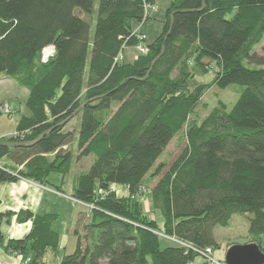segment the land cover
<instances>
[{"label": "trees", "instance_id": "1", "mask_svg": "<svg viewBox=\"0 0 264 264\" xmlns=\"http://www.w3.org/2000/svg\"><path fill=\"white\" fill-rule=\"evenodd\" d=\"M156 2L0 0V77L27 92L14 134L0 139V162L14 167L0 166V184L26 180L62 194L48 177L94 158L75 176L71 198L85 212L74 252L58 264H192L220 248L214 230L233 217L264 236V58L256 54L264 55V0H170L161 34L143 38L147 52L120 62L138 44L133 23L147 22ZM211 62L213 83L195 84L192 69ZM212 85L243 91L230 110L219 103L192 119ZM73 118L76 131H67ZM178 135L186 145L163 173L157 161ZM160 176L149 202L161 229L139 200ZM10 219L30 228L20 240L0 235L2 250L48 264L58 215L0 212V229ZM159 236L176 242L161 249Z\"/></svg>", "mask_w": 264, "mask_h": 264}, {"label": "rangeland", "instance_id": "2", "mask_svg": "<svg viewBox=\"0 0 264 264\" xmlns=\"http://www.w3.org/2000/svg\"><path fill=\"white\" fill-rule=\"evenodd\" d=\"M170 4V0H157L155 6L149 11V20L144 24L133 23L132 27L134 33L137 35V46L134 48H125L123 49L121 55L119 56L120 62L131 63L133 60L137 58L140 54H145L147 52V48L144 46L143 38H146L145 44H151L156 40V38L161 34L162 23L165 20L166 9ZM97 9V2L95 3V11ZM94 31V22L90 29V36H93ZM264 44V43H263ZM50 54V51H45L43 55ZM256 54L258 57L264 58V55L260 51V47H258ZM53 55V53H52ZM193 82L198 85H210L213 83L214 78L217 73V67L214 62H211L207 65L206 70H203L201 66H195L192 69ZM243 91V87L238 85H230L224 89H220L217 86L212 85L205 95L202 98L200 105H206L208 110H206L205 106L199 107L192 119H197L199 122L203 120L207 115L215 107L219 106V103H223L227 110H230L233 105L236 103L238 98L240 97ZM27 98L26 90L18 87L16 83L12 80L4 79L0 77V139L8 138L12 136L14 133V127L16 120L18 119V114L16 111L23 110L24 101ZM199 105V106H200ZM78 125V120L73 118L66 126L67 131H76ZM186 143L184 139H181V136L178 135L174 138V140L167 146L161 158L157 161V165H164L163 173H165L169 167L176 161L181 152L183 151ZM71 148H69L70 150ZM74 152V148H72ZM75 153V152H74ZM76 153L74 157H76ZM94 158L89 156L87 158H82L80 161L73 162L72 169L69 175L65 178H62L60 174H51L48 177V182L52 186H61V190L63 193L61 195L67 196L69 200H72L74 203L79 205L75 199L71 198L72 194V186L74 183L75 176L79 171H87L91 164L93 163ZM0 166L11 167L9 169L13 170L14 167L7 161L2 160L0 162ZM13 167V168H12ZM83 171V172H84ZM162 173V174H163ZM161 178H157L152 184H150L149 191L145 190L142 195L139 197V200L143 202V207L145 213L150 216L151 219H154L158 228H162L163 218L160 212L152 210L151 204L149 202L150 190L155 186L158 180ZM26 181V180H19ZM32 183L30 181H27ZM34 184V183H32ZM36 185V184H35ZM38 186V185H37ZM40 187V186H39ZM44 188V187H42ZM115 191L118 195L123 194V190L121 187L116 186ZM49 191V190H48ZM50 192H54L50 188ZM52 204L48 201V205L51 209L56 210L60 213V216L55 224L58 226L60 230L65 227L64 218L67 217L71 209L70 207L60 203V201L52 198ZM79 212H85V208L78 206L77 208ZM78 216V215H77ZM77 219H75L73 225H75ZM23 225V224H22ZM74 227V226H73ZM20 227L15 223L14 219H10L8 222L4 221L1 229L3 235L7 237L8 235L15 234L13 232L17 231ZM63 232V231H60ZM63 235V233H61ZM214 238L217 244H219L220 248L213 251V253L209 254L205 257L202 255L199 256L193 264H221L219 260H224L225 252L228 248L233 245H247V244H255L260 245L264 249V236L259 238L251 237L247 232V223L244 220L239 219V217H233L228 228H215L214 230ZM173 239H167L163 236H159L160 248H165L167 246H171L175 243ZM92 246V244H91ZM76 247V236L71 234L66 243V250L62 249L57 251L56 260L53 258L51 252L46 255L45 262L48 264H58L59 260L62 256L71 255ZM264 251V250H263ZM262 251V252H263ZM264 253V252H263ZM30 258V255L27 256ZM224 264V261H223Z\"/></svg>", "mask_w": 264, "mask_h": 264}, {"label": "crops", "instance_id": "3", "mask_svg": "<svg viewBox=\"0 0 264 264\" xmlns=\"http://www.w3.org/2000/svg\"><path fill=\"white\" fill-rule=\"evenodd\" d=\"M48 190H49L48 188H42L27 181H18L12 184H8V183L0 184V212L1 213L6 211L17 212L19 210L28 209L32 213L38 215L57 214L59 218L61 217L60 213L56 210L51 209L48 205V201H50V204L53 203L52 198L70 207L71 209L70 214L67 217H65L63 220L65 227L62 228V230H60L55 223L53 224L52 227V229L60 235V241L57 250L50 253L52 254L53 258L56 260L57 251L60 249H62L63 251L66 250L67 240L70 237V235L73 234V226H74L73 223L75 219H78L77 208L78 206L80 207L83 206L74 203L72 200H69L67 196L61 195L58 192H50V190L49 191ZM18 226L20 228L17 231L13 232L15 234L8 235L7 237L16 240L23 239L25 235L28 233L30 225L29 223H26ZM1 233L4 238H7L5 237V235H3L2 229H1ZM61 233H63V235ZM47 254H49V252ZM45 257H44V261H45ZM0 260L8 263H19V259L17 258L13 259V257L7 255L2 250L1 247H0Z\"/></svg>", "mask_w": 264, "mask_h": 264}, {"label": "water", "instance_id": "4", "mask_svg": "<svg viewBox=\"0 0 264 264\" xmlns=\"http://www.w3.org/2000/svg\"><path fill=\"white\" fill-rule=\"evenodd\" d=\"M224 264H264V253L255 244L233 245L224 255Z\"/></svg>", "mask_w": 264, "mask_h": 264}, {"label": "built area", "instance_id": "5", "mask_svg": "<svg viewBox=\"0 0 264 264\" xmlns=\"http://www.w3.org/2000/svg\"><path fill=\"white\" fill-rule=\"evenodd\" d=\"M45 51H50V54L48 53V55H43ZM52 53H53V50L51 48L45 49L42 52V61L46 62L47 59L52 55ZM0 235L2 236L1 229H0ZM6 239H10V237H7ZM209 254H211L209 250H207L206 253H200V255H202L205 258ZM10 256L13 257V259H16V258L19 259V263H8V262H4L0 260V264H30L31 262L30 258L17 254V253L10 254Z\"/></svg>", "mask_w": 264, "mask_h": 264}]
</instances>
